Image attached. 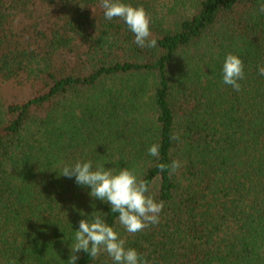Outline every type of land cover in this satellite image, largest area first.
I'll list each match as a JSON object with an SVG mask.
<instances>
[{"label":"trees","instance_id":"trees-1","mask_svg":"<svg viewBox=\"0 0 264 264\" xmlns=\"http://www.w3.org/2000/svg\"><path fill=\"white\" fill-rule=\"evenodd\" d=\"M121 2L146 10L157 47L99 0H0V264H69L94 211L147 264H264V0ZM228 53L239 92L222 82ZM88 160L134 169L164 202L159 223L129 235L60 175Z\"/></svg>","mask_w":264,"mask_h":264},{"label":"clouds","instance_id":"clouds-1","mask_svg":"<svg viewBox=\"0 0 264 264\" xmlns=\"http://www.w3.org/2000/svg\"><path fill=\"white\" fill-rule=\"evenodd\" d=\"M99 4L105 20L119 18L125 23L134 34V42L138 47L149 49L157 47V41L152 38L150 30L151 17L142 6L135 7L121 0H99ZM257 12L264 15V3L259 5ZM258 74L264 76V66L258 68ZM244 78L242 60L237 55L228 53L222 65V82L239 92L241 85L238 81ZM171 138L179 140V135ZM148 155L158 158L159 145L152 144L148 148ZM182 166L179 160L158 165L161 171L168 169L170 175L175 174ZM60 175L69 179L74 177L78 186L90 187L89 195L107 203L110 211L118 214L119 225L129 235L143 232L159 223L164 202L154 198L148 182L140 178L134 169L125 167L117 171L114 168H106L105 165H97L93 169L92 161L88 160L64 166ZM98 213L100 212L94 211L87 219L79 221L74 242L70 245L69 264H76L79 258L76 254L80 251L88 254L93 260L101 253H106L113 264H147L142 254L134 248L125 246L126 240Z\"/></svg>","mask_w":264,"mask_h":264}]
</instances>
